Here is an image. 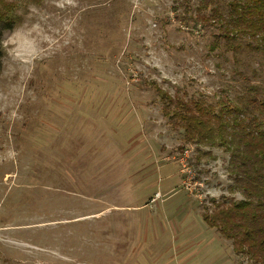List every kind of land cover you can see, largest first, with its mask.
<instances>
[{
  "label": "rangeland",
  "instance_id": "374dc122",
  "mask_svg": "<svg viewBox=\"0 0 264 264\" xmlns=\"http://www.w3.org/2000/svg\"><path fill=\"white\" fill-rule=\"evenodd\" d=\"M15 1L23 21L3 38L0 75V264H252L203 220L243 199L230 155L185 142L160 95L236 99L244 79L223 41L212 49L220 31L185 25L184 0Z\"/></svg>",
  "mask_w": 264,
  "mask_h": 264
},
{
  "label": "trees",
  "instance_id": "16d2710c",
  "mask_svg": "<svg viewBox=\"0 0 264 264\" xmlns=\"http://www.w3.org/2000/svg\"><path fill=\"white\" fill-rule=\"evenodd\" d=\"M179 5L187 13L185 25H211L220 31L212 49L218 51L223 41L236 63L235 73L244 80L236 99L223 105L201 99L187 103L159 89L165 116L183 131L185 142L230 155L229 175L243 199L229 206L217 202L203 220L232 241L237 254L264 264V0H200L197 15L190 17L192 1ZM22 21L17 1L0 0V75L3 38ZM243 56L257 68L247 64L249 71H242Z\"/></svg>",
  "mask_w": 264,
  "mask_h": 264
}]
</instances>
